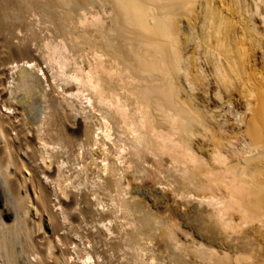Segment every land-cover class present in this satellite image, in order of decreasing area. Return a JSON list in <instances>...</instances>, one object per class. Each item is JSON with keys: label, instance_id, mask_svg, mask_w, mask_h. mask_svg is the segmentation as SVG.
Listing matches in <instances>:
<instances>
[{"label": "bare ground", "instance_id": "obj_1", "mask_svg": "<svg viewBox=\"0 0 264 264\" xmlns=\"http://www.w3.org/2000/svg\"><path fill=\"white\" fill-rule=\"evenodd\" d=\"M119 148L189 207L125 198ZM100 258L264 264V0H0V264Z\"/></svg>", "mask_w": 264, "mask_h": 264}, {"label": "rangeland", "instance_id": "obj_2", "mask_svg": "<svg viewBox=\"0 0 264 264\" xmlns=\"http://www.w3.org/2000/svg\"><path fill=\"white\" fill-rule=\"evenodd\" d=\"M109 1H111V0H109ZM106 5H107V7H109V6L112 5V2H108L107 1ZM103 15L105 16V18L103 20L104 26L109 25V23H110V18H109L110 13H104ZM82 25H84V23ZM188 30H189V32L192 31L191 28H189ZM191 45H192V43H191ZM33 47H35V42H33ZM190 50H193V49L190 47ZM83 64H84L83 66L85 67V72H88V70H89L88 63L85 62ZM43 68L44 69L46 68L45 64L43 65ZM38 74L42 78H46V75L43 74V71H38ZM50 82L55 83L56 86L58 85L57 86L58 91H61L63 89V86H64L63 82H62V84H61V82H59V84H58V80L57 79L56 80L55 79L54 80L51 79ZM76 93L81 95V98L83 99V102H85V104H83V105H87V106L90 107V110H91L92 113L88 112L89 108L85 109L86 110L85 112L91 114V116L88 119H86V120L88 122H91L92 129H95L97 126H95L94 123L98 120V116H100V112L98 111L96 106L92 105V101L91 102H87L86 98H84V96L82 97V94H81L80 91L75 92V94ZM64 94L67 96L69 93H64ZM85 95H86V92H85ZM82 113H84V111ZM96 132H98L99 135L96 137V135L93 134V137H96L98 139L97 144L96 145L94 144L92 146L85 145V148L82 149V150H84L83 152H84V156L86 158V163H88V165H89L88 173H90V174H91L90 169H91V171L94 170V169L96 170L97 167H96L95 163L96 162H100V159H101V156H100V157H98L95 160L96 156H98V153L99 154L101 153L99 151V148L97 147V145L100 144V140L102 139L105 142H107V144L104 145L103 147L104 148H108V145L116 140V136L118 134L116 131H114V129L112 127H111V130L109 132H106V131L102 132L100 129H97ZM87 146H89V147H87ZM103 147L101 146V149ZM40 148H43V147L40 146ZM119 149L121 150V148H119ZM121 151H122V154H119L118 156H115L112 153H109L108 156L111 157V158L113 157V159L116 160V164H118L119 166H121V167L127 166V168L124 169L123 173H124V175L126 177V180L129 181V185L126 186V187L130 191L127 194H125V196H124L125 198H129L130 196L135 195L136 199L142 197V198L146 199V201L148 200L149 202H152L153 200L150 199L152 197V194L150 195V193H148L147 189H151V188H155V189H159V190L163 189V190L160 191V193L155 194V197H154L155 205L154 206L156 208H158V209H167L168 210L167 213L168 212H175V213H178V214L180 213L181 214V213H183V211L186 210V208L189 207L188 204L186 203V198H183V196H182V188H185L186 187L185 185H183L181 182H172V183H170V185L166 184L164 182L160 183V182H156V180H154L151 177H143V178L136 179L135 178L136 175L135 176L132 175V168L134 167V163L128 161V158L131 155L128 153V150H121ZM122 155H125V156L122 159L123 161L120 162L117 159L121 158ZM107 161H110V158H108ZM66 165L67 166L71 165L70 168H74L72 164L68 163ZM66 165H65V167H66ZM76 167L79 168L78 165H76ZM68 168L69 167L64 168V171H66L65 173L66 174L72 173L73 169H71L69 171ZM91 176H95V175H91ZM58 179H59V181L57 183H59L62 180V178H58ZM47 181H49V180H47ZM64 184H66V182L62 183V185H64ZM135 185H140L142 187V190H143L144 193H142L140 196H139V194H136V193L133 194L132 193L133 191H131L132 187H134ZM192 186H193V184H190V188H192ZM80 188L81 189H86V187L84 188V186H80ZM74 191L77 192L76 189H74ZM51 198L55 199L54 196H51ZM89 198H91L90 195H89ZM100 207L101 206H99V209H101ZM58 208H59V206H56V207H54V210H57ZM119 254H120V252H119ZM188 257H189V255H187L185 258H188ZM99 261L102 264H104V260H102V258H100ZM202 262H204V261H202ZM196 264H199V263H196Z\"/></svg>", "mask_w": 264, "mask_h": 264}]
</instances>
